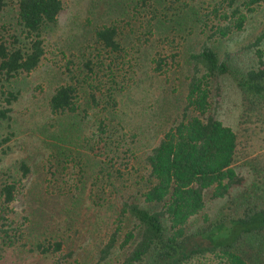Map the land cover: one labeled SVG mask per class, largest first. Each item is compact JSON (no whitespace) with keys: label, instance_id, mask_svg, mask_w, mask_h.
I'll return each mask as SVG.
<instances>
[{"label":"rangeland","instance_id":"1","mask_svg":"<svg viewBox=\"0 0 264 264\" xmlns=\"http://www.w3.org/2000/svg\"><path fill=\"white\" fill-rule=\"evenodd\" d=\"M19 2L10 1L1 16L11 41L10 35L25 37ZM63 2L57 24L42 31L45 54L39 67L3 82L6 94L17 100L10 119L0 121V264H110L100 261L110 236L120 230V246L138 227L128 215L119 218L124 204L147 206V157L183 119L192 56L207 45L221 57L232 55L233 65L245 72L258 67L254 45L260 37L264 53V3L243 31L218 39L211 37L214 11L226 0H152L143 8L136 0ZM109 26L119 30L121 54L96 41L97 31ZM67 85L78 88L79 111L56 114L51 99ZM92 94L97 107L91 105ZM212 114L238 136L235 169L246 185L234 196L253 195L264 186V124L253 118L241 125L244 101L229 76L215 84ZM105 144L114 153L102 151ZM91 146L107 155H96ZM23 163L30 168L26 178ZM9 183L17 185L16 198L4 205L1 190ZM212 195L213 189L205 191V209L189 222L190 233L228 207V199ZM58 242L61 252L37 250ZM245 250L255 256L254 264H264V236L250 239ZM116 256L121 258V251L112 264ZM192 264L225 263L208 256Z\"/></svg>","mask_w":264,"mask_h":264},{"label":"trees","instance_id":"2","mask_svg":"<svg viewBox=\"0 0 264 264\" xmlns=\"http://www.w3.org/2000/svg\"><path fill=\"white\" fill-rule=\"evenodd\" d=\"M12 0H0V99L7 107L0 108V121L10 119V106L17 100L13 93L4 91L3 82L19 74H30L40 65L44 54L42 31L55 25L64 9L63 0H20L18 19L22 33L6 37L1 16ZM152 0H136V7L149 6ZM264 0H226L215 9L216 23L211 37L225 39L244 30L248 17ZM116 26L97 31V43L112 54H121ZM210 37V38H211ZM262 38L254 45L258 67L241 71L233 65V56H220L217 49L205 46L192 56L193 72L187 86L183 119L170 129L147 157L149 175L144 201L147 206L126 203L120 214L128 215L137 224V230L127 233L118 246L117 230L100 251V261L113 263L116 253L121 258L114 264H192L195 260L216 256L225 264H254L251 252L245 250L250 239L264 236V186L253 195L234 196L238 188H245L246 179L240 176L238 163V136L212 114L214 87L223 77H231L240 89L244 101V121L255 118L264 124V53ZM91 61L87 64L90 71ZM161 65L158 64V70ZM78 88L67 85L59 88L51 99L56 114H76L79 111ZM91 105L99 106L95 94ZM105 125L100 129L104 133ZM109 144L102 151L113 152ZM91 151L98 156L106 153ZM107 155V154H106ZM22 177L30 168L21 165ZM261 183L264 185L263 180ZM213 189V199H228V207L216 220L206 219L197 231L190 233L188 224L205 209V191ZM17 185L5 184L1 190L4 205L16 198ZM123 218V217H122ZM259 250L261 247L258 245ZM63 249L61 242L48 248L39 245L45 255Z\"/></svg>","mask_w":264,"mask_h":264}]
</instances>
